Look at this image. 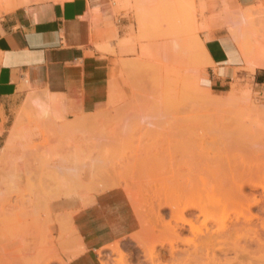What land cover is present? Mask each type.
I'll return each instance as SVG.
<instances>
[{
  "label": "rangeland",
  "instance_id": "374dc122",
  "mask_svg": "<svg viewBox=\"0 0 264 264\" xmlns=\"http://www.w3.org/2000/svg\"><path fill=\"white\" fill-rule=\"evenodd\" d=\"M128 1L131 2L128 6L121 5L123 12L114 13L116 16H125L127 26L120 37L115 32V47L103 49L113 56L106 104L92 113L69 114L61 104L49 96L51 101L48 118L42 126H37L32 117L28 119L22 112L27 100L33 95L30 93L31 95L29 94L30 96L19 107L5 146L0 150V186L10 185L11 189L4 190V193L18 200L34 199L36 196L49 198L51 202L57 199V196L68 200V203L62 207L51 209L48 216L57 223L64 219L60 224H63L65 230L62 232L58 230L59 233L58 224H55L56 221L52 222L55 227L52 238L60 240L59 236H62V233L67 237H65L66 241L60 243L62 247L56 245L55 250L51 246H40L39 249L42 250L36 253L37 255L41 251L39 255H53L61 259V262L54 259L49 264H118L117 254L110 250L97 254L96 250L84 249V244L78 239L80 236L69 235L70 230L66 231L68 226L65 227L71 216H76L102 192L107 193L115 189L124 195L135 219L137 216V228L135 227L133 233H137L136 236L141 243L127 238L118 244L121 252L126 255V264H151L152 262L143 256L145 252L142 247L145 240V244L148 245L145 246L148 248L153 247L152 242L157 245V242L158 244L166 240L169 242L168 239L171 240L173 237L171 233L168 234L169 232L165 231V233L164 230L161 232L160 227L156 231L157 235L164 233L163 236L161 235L162 239L154 235L156 231L155 233L150 231V224L154 223L153 205L156 208L157 202L169 198V201L173 202L174 199V202L178 203L177 195L172 190L177 183V181L171 183L173 175L176 174L177 178L189 175L196 179L199 173H195L196 175L192 173L196 169L203 173L202 176L206 175L205 179L211 175L216 176L211 178L217 180L215 185L218 186H216L217 190L221 188L219 189L221 191L225 190L226 185L231 184V181H238L239 178L248 180L249 172L255 178L256 167L260 169L258 170L260 176L264 173V143H262L264 142V102L254 92L250 77L235 76L231 82L220 87H209L205 80L206 70L213 66V63L208 60L209 56H206L208 53L204 48L201 34L221 29L223 19L236 20L238 19L236 12L243 13L245 9L233 5L235 0H150L137 6L134 0ZM244 19L246 26L240 28L243 33L237 37V29H233L231 34L234 33L241 44L240 53H245L251 48L250 50L257 54L260 48L258 44L264 46V8L255 11L251 18ZM228 24L231 25L229 21ZM253 46L255 50L252 49ZM254 54L250 53L251 56ZM241 58L243 60L242 56ZM244 68L249 74L254 72L246 71L245 63ZM244 70L243 67L239 69L241 72ZM103 90L104 86L101 85L95 99L104 97ZM206 93L211 94V97L205 96ZM230 101L231 103H227ZM93 118H96L97 122L91 125L87 120ZM75 123L78 124L77 128H71L74 131H69L67 124ZM69 136L73 138L71 137L70 140ZM188 143L192 144L189 146ZM193 145L195 149L198 148L196 152L192 148L190 151ZM192 150L194 154L191 153ZM259 156L262 158H258ZM185 166L189 171H192L193 167V171L187 173ZM77 173H79L78 177L75 176ZM232 176L237 179H233ZM207 180L209 186L210 184L214 186L216 180L210 179V182L209 179ZM262 191L260 188L256 190L246 188L244 193L246 195L254 193L256 198H259L260 194H264ZM22 194L24 197H21ZM204 194L203 196L206 195ZM69 196L72 198L70 199ZM178 197L181 198L179 204H182L183 198V201L186 198V200L192 199L190 196ZM193 197L196 198L195 195ZM228 209L225 210L229 213L233 211L230 207ZM256 211L257 209L253 210ZM14 213L10 211L11 215ZM152 213L153 216L150 217ZM161 213L167 215L165 220H170L167 208L162 209ZM1 214L4 216L1 220L4 221L0 225V240L7 242L6 250L11 251L10 254L13 255L9 263L31 264L36 255L35 258L23 259L21 251L25 245L30 244L29 235L23 231H26L33 216L15 215L14 218V215L11 217L10 214L7 215L8 213L1 212ZM61 214L64 215L63 218ZM232 216L231 213L229 217ZM16 217L17 220H14ZM39 217L40 220L47 219L42 213ZM172 224L174 222H171ZM148 227L150 230L147 229ZM184 227L180 238L174 239L176 245L174 242L173 244L179 249L190 248L192 251L193 235L187 226ZM20 232L21 236L18 237L17 233ZM147 233L151 236L153 233L152 240L147 237L149 236ZM7 238L11 241L16 240L15 245ZM188 240L191 242L188 243ZM169 243L162 245V248L160 245H155L154 248L160 255L161 253L167 255ZM240 243L244 244V241ZM19 245L21 248L18 247ZM12 248L18 249L17 252L15 253ZM72 255L74 259L71 260ZM86 255L90 259L83 263L82 258ZM162 259L160 257L152 264H156L157 260V264H174L167 256ZM14 260H17V263ZM174 262L180 264L182 261L174 260ZM189 263L193 264L190 261Z\"/></svg>",
  "mask_w": 264,
  "mask_h": 264
},
{
  "label": "crops",
  "instance_id": "0c3cea01",
  "mask_svg": "<svg viewBox=\"0 0 264 264\" xmlns=\"http://www.w3.org/2000/svg\"><path fill=\"white\" fill-rule=\"evenodd\" d=\"M146 1L150 0L133 2L137 6ZM234 2L233 5L241 9L264 8V0ZM130 3L128 0H0V150L5 146L19 107L30 93L31 97L45 98L49 106L51 96L69 114L92 113L106 104L113 56L103 49L115 47V32L120 37L127 26L125 16L115 14L123 12L122 4ZM241 13L236 12V20L223 19L221 29L201 34L213 63L206 70L205 80L209 87H220L235 76H249L254 92L264 102V68H256L252 74L245 72L234 39L240 36V28L246 24ZM136 19L138 21L137 16ZM228 21L233 26L228 25ZM233 29H237L236 35L231 34ZM101 85L104 97L95 99ZM117 193L129 206V222L123 224L128 230L100 244H91L90 234L83 230L94 217L104 222L101 206L105 196H98L96 205L77 213L75 226L84 249L96 250L98 254L109 244L129 238L137 228L129 202ZM89 259L86 255L82 262Z\"/></svg>",
  "mask_w": 264,
  "mask_h": 264
},
{
  "label": "bare ground",
  "instance_id": "6f19581e",
  "mask_svg": "<svg viewBox=\"0 0 264 264\" xmlns=\"http://www.w3.org/2000/svg\"><path fill=\"white\" fill-rule=\"evenodd\" d=\"M258 9H260V8H258ZM255 11H257V9L255 7H250V8L245 9L241 15L243 18H251V16L255 13ZM242 17H240V18H242ZM245 22H246V20L243 22V24ZM236 23H237V21H236ZM240 24H241V22H240ZM237 25H235V26H237ZM242 25H239V26L241 27ZM244 28H246V27H244ZM247 29H248V27H247ZM241 31H240L241 33L239 32L240 34L243 33L242 29H241ZM234 39H235V42L237 43V46L240 48L241 44L239 43V41H237L236 38H234ZM255 41H257V40H255ZM256 43H259V42H256ZM254 46L252 47V49H254ZM258 47H260L259 48L260 53L258 51L257 54H254V51L250 50L251 48L249 49V51H246L245 53L241 52V54H242L241 56L243 57L244 63L247 67L246 71H248V70L254 71L256 68H264V53H263L264 46L261 44L260 45L258 44ZM252 52H253L254 56L250 55V53L252 54ZM206 56L208 57V55H206ZM208 60H210V58ZM244 69H246V68H244ZM206 95H207V93L205 94V96ZM209 96L211 97V94ZM214 100H216V102H218L217 99H214ZM231 100L233 101V99H231ZM216 102L213 101V103H216ZM26 103L27 104H25V106L22 109L23 115L26 116L28 119H30L32 117L33 121L36 123L37 126H42V124L47 120L48 115H49L48 114V110H49L48 109L49 108L48 101L45 98H42L39 96H33V97H30ZM227 103H231V101L227 102ZM32 107L34 109H32ZM217 109H220V111H221V108H218V106H217ZM229 112H230V110H228V113ZM96 118L89 119V120H87V122L92 125V123L97 122V121H95ZM77 125H78L77 123H75L74 125H68L67 124V129H69V131H74L71 128L76 129ZM240 129H242V128H240ZM69 137H70L69 139L71 140L72 136H69ZM262 143H264V142L262 141ZM191 144L192 143H188L189 146ZM200 145L203 146L202 144H200ZM184 148H186V146H184ZM187 148L189 149L188 146H187ZM191 148L195 149L194 145H193V147H190V151H191ZM206 149H208V148H206ZM196 150H198V148L195 149L194 151L196 152ZM200 150H202V149H200ZM200 150H199V152H201ZM204 150H205V148H204ZM191 153H193V150ZM197 153H198V151H197ZM258 158H262V157L259 156ZM185 168L187 170L186 166H185ZM258 170H260V169L258 167H256V171L255 172L252 171V172H254V175L257 174V176L255 178L250 174L251 172H249L250 178L248 180L245 179V181H244L243 179L241 180L239 178L238 181L237 180H234L235 182L231 181L232 182L231 184H229L230 181H228L229 185L228 186L226 185L225 190L222 189L221 191L219 190L221 188H219L217 190L218 186L215 185L217 180L215 179L216 180L215 181L214 179H212V178L216 177L215 175H214L215 177H213V175L208 174V175H211L212 178L207 177L205 179L206 175L204 174V176H202L203 173H200V171H197L195 169L196 172L195 171L192 172L193 167H192V171L187 170V173L192 172V173H194V175H196L195 173H199V174H197L198 178H196V179L194 178V176L190 177L189 175L181 176L178 178L175 177L176 174L173 175V178H172L173 181L172 182L170 181V182L174 183L175 181H177L175 186H173L172 184L171 185L173 186L172 190L177 195L176 197H177L178 203L176 204V202H174V199L172 200V198H171V200L173 202L169 201L170 198H169V200L165 198L168 201L160 200L161 202H157L156 208L152 204L153 205L152 209L153 208L155 209V211L153 210L154 216H153V213L149 216L150 217L153 216L152 218L154 219V223L150 224L151 230H150V227L147 228L151 232L155 233V231L160 227L159 229H161L162 231L161 230H159V231L163 232V230H164V232L165 231L169 232L168 233L169 235L171 233V236H173L171 239L172 241L168 238L167 239L169 242H172V243L167 242V240H166V242L162 243V241L159 240V242L161 241V244H158V242L156 241L157 245L158 246L160 245L161 248L163 247L162 245H164L165 243H169V244H167L169 249L168 250L166 249L168 252V253L166 252L167 255L162 254V253L160 255L158 253V251L156 252V249L154 248L156 243L155 242L151 243V241H150L151 244L154 243L153 247L147 248L146 246H148V245L145 244L146 243V240H145V242L143 244L144 246L146 245L145 247L144 246L142 247V245L139 246L137 244L139 247H142L145 249V250L143 249V252H145V255L143 253V256H145L146 259L152 263H154V261L156 259H159L160 257L162 259V257L167 256L169 258V261L171 260L170 262H172V260H173L174 264H175L174 260L180 261V262L182 261L184 264L186 262H188V264H190L189 261L192 262L193 264H264V238H263V235H264V194H260L259 198H256V195L254 193L250 194V195H246L244 193V190L246 188H250L251 190H256V189L260 188L261 190L264 191V173L260 176V171H258ZM174 172H173V174H174ZM216 174H217V172H216ZM218 175H219V173H218ZM75 176L78 177L79 173H77ZM234 176H232L233 179H237ZM170 177H168V178L170 179ZM243 177L248 178V176H243ZM243 177H241V178H243ZM176 178L178 180H176ZM169 179H168V181H169ZM207 179H209V182H210V179H211V181L212 180L215 181V182L213 181L214 182L213 185L215 187L217 186L216 189L214 186H212V184H210L211 186L208 185ZM233 179L231 178V180H233ZM205 180H207V181H205ZM33 186L35 188V185H33ZM30 188H31V186H30ZM4 190L5 191L11 190L10 185L0 186V208H1L0 209V225L4 221V220H1V218L4 217L3 214H1V212H3L4 214L8 213L7 215L9 216L10 211L11 212L14 211L15 213L12 214V215H14V218H15V215H17V216L20 215V216H25V217L33 216L30 223H28V227H27L28 233H27L26 228H25L26 231H23L24 233L26 232V235L27 234L29 235L30 240H31V241H29L30 244L25 245L23 251H21V255H22L21 257H23V259L25 257H27V258L34 257L39 250H42V248L39 249L40 246H45V247L51 246L55 250L56 245L59 246L63 240L66 241L67 237L64 236V234H62V233H61L62 236H59V234H58V236L60 237V240L52 238V234H53V231L55 230V227L52 224V222H53L52 219L48 216H50V210L51 209L55 210L56 208L62 207L63 205H65V203H68V200H66L64 198L63 199L58 198L59 196H57V195H55V196H57L56 197L57 199H53L52 202L49 198L45 197L46 200L43 199L42 198L43 196L42 197L36 196V198L34 197V199L29 198L27 200H21L19 194L17 196L19 197L20 200H18V198L16 199V197H15V199H13V197L10 194H8L6 192L4 193L3 192ZM30 190L32 191L33 189H30ZM172 190H170V192ZM39 191H41V190H39ZM207 192H208V194H207ZM102 193H100L101 198L103 196H105L104 197V204L101 206V210L105 213L104 222H100L98 218L94 217V218H92L93 225L91 223L89 226L85 227V229L83 228L84 229L83 231H85L87 234L88 233L90 234L91 244L92 243L93 244H100L103 241L108 240L109 238H111L113 236L122 235L128 230V228L123 226L124 223L129 222V215H128L129 206H128V204L120 197V195L117 193V191L115 189H111V191H109L107 193H103V194ZM203 194L205 196H203ZM22 195H21V197H24V195L23 196ZM40 195H42V194H40ZM169 195L171 196L170 193H169ZM188 195L192 199L186 200L187 199L186 198L185 201H183L184 200V198H183V200H181L182 204H179L181 198H179L178 196L189 198ZM194 195L196 196V198L193 197ZM69 197H70V199L72 198L71 196H69ZM167 197H169V196H167ZM25 198H23V199H25ZM97 200H98L97 198L96 199L94 198L93 202L89 203V205H87L85 208L96 205ZM175 200H176V198H175ZM179 205H181V206H179ZM225 205H227V206H225ZM228 206L230 207L231 210H233L231 212L233 214L232 217H229V215L231 213H229L227 210H225V209L229 208ZM225 207H228V208H225ZM134 208H133V210H134ZM164 208L168 209L170 220H168V219L165 220L167 215L165 214L166 215L165 216L161 213V210ZM152 209L150 207L151 211H152ZM256 209H257V211L253 212V210H256ZM134 211H136V210H134ZM225 211H227L229 213V215L227 214V212L225 215ZM41 213L43 214V216H45V218H47L46 220H43V219L40 220L39 216L41 215ZM12 215L10 214L11 217H12ZM186 215H187V217H185ZM63 216L64 215H62L61 217L63 218ZM76 217H77V215L73 216V217L71 216L68 224L65 223V227L66 226L69 227V228L67 227L68 230H66V231L70 230L69 235H73V236L79 235V232L75 226V222L78 221ZM54 218H56V217H54ZM14 220H17V217ZM57 220H58V218H57ZM62 220H64V219H62ZM136 220H137V216H136ZM55 221L56 220H54V222ZM61 221H58L59 223H57V221L55 222V224L56 223L58 224L57 225V231L59 230L60 232L65 230V228L63 229V226H62L63 224L62 225L60 224ZM151 221H153V220H151ZM23 222H25V221H23ZM171 222H174V224L171 225ZM148 224H149V222H148ZM152 224H154V225L152 226ZM209 224H210V226H209ZM150 225H148V226H150ZM184 226H187L189 229V232L193 235V240H191L192 242L189 241L191 238L188 240L189 241L188 243H190V242L192 243V251H190V248L179 249L178 246L177 247L174 246V244L176 242L175 240L180 238V234H181L183 228H185ZM21 228H22V226H21ZM17 230H18V228H17ZM20 231H22V229ZM59 231H58V233H59ZM150 231H148V232H150ZM157 231H156V234H154V235H156V237L160 236L159 238H161V235L163 236L164 233H161V234L159 233L157 235V233H158ZM17 234H19L18 237L21 236L20 235L21 232L17 233ZM22 235H24V237H26L25 234L22 233ZM136 235H137V233L136 234L131 233L129 235V238L134 239L137 242H140V241H138V237H137L138 235L137 236ZM167 235L165 237H167ZM150 236L151 235H149L147 237L150 238V240H152L151 238H153V233H152V236L151 237ZM171 236H169V237L171 238ZM175 237H176V239H175ZM233 237H235V238H233ZM13 238H15V237H13ZM17 238H15V239L17 240ZM75 238L76 237H74V239ZM148 238H146V239H148ZM194 238H195L196 242H195ZM8 239H9V241H11L10 238H7V240ZM26 239H27V237H26ZM78 239L80 241H82L81 236ZM187 239L186 240L184 239V240L187 241ZM16 240L12 239L13 242L12 241L11 242L14 244V241L16 242ZM153 241H155V240H153ZM240 241H244V244H241ZM147 242H149V239L147 240ZM173 242H174V244H173ZM6 243L7 242H4V240H2V239L0 240V264H11L9 262H10V258L13 255L10 254L11 251L9 252L8 249L6 250ZM119 243H120V240H117L113 244H109L108 246L104 247V249H101V250H110L111 252L117 254V256H118L117 263L118 264H126V261H125L126 255L123 252H121V250L119 249V247H118ZM177 243H178V241H177ZM184 244H185V242H184ZM77 245H78V243H77ZM20 246L21 245H19L18 247H20ZM60 246L62 247V245H60ZM190 246H191V244H190ZM13 248H12V250H13ZM15 249L13 251L16 253L18 249H16V251H15ZM43 250H45V249H43ZM7 251H8V253H7ZM79 252H81V250ZM97 252H98V250H97ZM39 253L36 255V258L34 257L35 260H33L31 264H49L50 262H53L54 259H55V261L61 262V259L58 257H55L53 255L42 256V255H39ZM46 254H48V253L46 252ZM98 254H100V252H98ZM191 254H193L195 257L194 256L192 257ZM17 255H20V254H17ZM74 255H76V254H74ZM77 256H78V254L76 255V257ZM71 257H73V255ZM72 259H74V257L71 258V260ZM14 261H16V263H17V260H14ZM29 261H31V259ZM150 262H148V263H150ZM156 262L158 263V260ZM12 263H13V261H12ZM160 263H161V261H160ZM27 264H30V263H27Z\"/></svg>",
  "mask_w": 264,
  "mask_h": 264
}]
</instances>
